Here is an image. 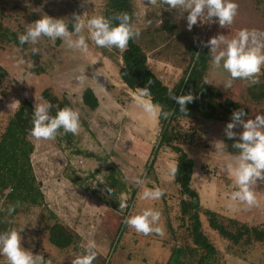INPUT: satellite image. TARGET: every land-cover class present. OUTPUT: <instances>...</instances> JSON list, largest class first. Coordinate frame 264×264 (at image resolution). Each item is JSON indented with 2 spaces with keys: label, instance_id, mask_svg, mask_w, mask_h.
Returning a JSON list of instances; mask_svg holds the SVG:
<instances>
[{
  "label": "rangeland",
  "instance_id": "obj_1",
  "mask_svg": "<svg viewBox=\"0 0 264 264\" xmlns=\"http://www.w3.org/2000/svg\"><path fill=\"white\" fill-rule=\"evenodd\" d=\"M107 0H0V23L10 32L22 34L26 27L42 15L64 18L72 24L73 13L87 18L105 16ZM237 14L231 25L220 27L204 22L186 30L187 12L167 9L161 0H133V26L139 28L135 40L148 55V66L169 88H174L189 66L193 45H202L210 37L223 34L232 38L242 28L264 31V0H236ZM172 26L166 28L165 26ZM86 34V32H85ZM7 40V39H4ZM89 43L86 55L65 48L60 39L55 42L41 38L37 44L25 43L22 48L0 41V65L9 73L0 88V132L24 100L45 102L41 94L51 90L60 99L66 98L71 108L78 110L80 129L76 135L58 134L53 140H37L32 163L37 179L42 183L45 206L22 211L15 218H8L5 231L23 228L21 243L33 254H40L48 264H71L89 239H94L97 252L92 264H194L195 259L185 254H174L183 247L185 229L179 228L180 194L169 168L176 165L177 155L169 147L157 154L153 166L150 155L161 138V126L136 106L131 91L120 79L118 70L122 64L123 50L104 49ZM37 47L40 52L31 53ZM222 47V45H221ZM208 55L206 80L216 87L224 99H231L247 107V118L264 113V68L258 75L256 86L246 80L236 79L231 87L224 88L227 73L214 69ZM14 57H23L24 64L17 65ZM84 69L83 83L76 77ZM91 87L99 99L97 110L88 109L83 103V93ZM246 118V119H247ZM228 121L179 119L173 123L179 136L178 145L194 161L192 186L198 191L204 208L220 212L228 217L252 224H264V181L257 183L255 195L258 207L240 206L230 201L235 190L234 178L225 172L223 164L230 155L238 154L232 147L234 139H228L223 127ZM242 129H233L239 132ZM216 141L225 143L226 152L215 150ZM114 172L126 191L112 199L104 188L110 187L108 176ZM140 178L143 185H137ZM101 181L104 183H101ZM159 187L165 199H141L145 187ZM135 198L127 207L117 211L114 205ZM0 194V209H3ZM232 203V207L227 205ZM160 211L159 226L162 235L138 234L122 223L129 215L146 208ZM50 212L76 232L81 240L77 249L61 250L49 241L52 226ZM2 211H0V214ZM204 230L221 252L220 264H264V246L244 255L232 249L225 239L211 230L202 216ZM91 234V235H90ZM0 264L7 258L0 256Z\"/></svg>",
  "mask_w": 264,
  "mask_h": 264
},
{
  "label": "clouds",
  "instance_id": "obj_2",
  "mask_svg": "<svg viewBox=\"0 0 264 264\" xmlns=\"http://www.w3.org/2000/svg\"><path fill=\"white\" fill-rule=\"evenodd\" d=\"M149 3H154V0H149ZM161 3L166 5L167 9H182L187 12L185 19L188 31H191L193 25L199 26L198 21L200 24L205 21L209 24L216 23L220 27L231 25L238 9L236 0H161ZM71 22V30H69L64 18L42 15L30 23L22 34H18V45L25 43L35 45L41 38H47L52 42L60 39L65 48L86 55L89 50V41L98 48L114 47L123 50L130 40L139 38L140 35L139 28L133 26L127 12L110 17L94 15L87 18L73 13ZM201 43L208 47L212 67L222 69L228 74L223 84L224 88L231 87L236 79L246 80L250 86L258 82L257 77L264 68V31L242 28L230 39H225L223 34H217ZM37 52H40L37 47L31 48V53ZM14 62L20 65L24 64L25 60L23 57H14ZM84 72L85 70L82 69L81 74L76 77L80 83H83L85 79ZM148 83L150 84L151 81ZM170 98L179 105L181 113L186 111L185 104L193 100L191 93L179 96L170 93ZM133 100L136 106L153 121H159L161 117L167 119L172 114L171 110H164L160 104L152 100L147 85L137 87ZM54 107L47 101L35 103L31 116L32 126L29 129V134L33 138L53 140L58 130L60 134L76 135L78 133L80 129L78 110L65 106L57 109L52 115L50 109ZM246 115L243 107L233 110L223 127L226 138H237L233 140L232 147L239 150L238 154L230 155V158L225 160L223 168L234 178L235 190L231 192L229 200L238 202L240 206L251 208L259 206L255 188L258 182L264 181V113L258 112L254 117L245 119ZM236 127L242 130L233 131ZM214 147L218 152H226V145L222 141H216ZM176 171V165H172L168 174L175 177ZM135 183L143 185L144 182L137 178ZM104 188L110 195L112 194L110 187L104 184ZM162 195L163 190L159 187H145L140 198L155 201ZM16 206L8 205L7 213L12 214ZM227 206L233 205L229 203ZM126 207V202L119 203L120 209ZM3 210L0 209V211ZM160 215V211L150 207L141 210L138 214L126 216L122 223L138 234L162 235V229L158 223ZM22 229L10 228L0 231V256L7 258V264H48L42 255L33 254L23 247ZM95 249V240L89 239L83 251L71 260V264H92L97 256Z\"/></svg>",
  "mask_w": 264,
  "mask_h": 264
},
{
  "label": "trees",
  "instance_id": "obj_3",
  "mask_svg": "<svg viewBox=\"0 0 264 264\" xmlns=\"http://www.w3.org/2000/svg\"><path fill=\"white\" fill-rule=\"evenodd\" d=\"M133 0H107L105 17L114 16L121 12H127L134 19ZM71 30V24H68ZM171 28L172 26H165ZM17 34L10 32L0 23V41H6L19 48ZM7 39V40H4ZM189 53L191 61L183 72L182 78L174 88H169L149 68L148 55L143 47L134 39L130 40L122 54V64L118 70L121 81L133 92L137 87L147 85L151 92L152 100L160 104L164 110H171L172 114L167 119L161 117V138L157 147H154L149 160V166H153L157 154L163 147H169L177 155L174 182L177 185L179 201V228L185 229L183 247L174 250V254L190 255L195 259L194 264H220L221 252L211 241L204 230L202 216L205 217L209 228L215 231L221 238L228 241L232 249H236L240 255L248 254L258 247L264 246V224L256 225L249 222L228 217L220 212L204 208L198 191L192 186L194 161L178 145L179 136L175 133L173 123L179 119L228 121L230 113L241 107L249 116V109L231 99H224L223 94L206 80L208 71L207 50L200 45H193ZM197 53L199 55H197ZM9 76L8 71L0 65V88L4 80ZM148 81H151L149 84ZM253 87L256 84L252 85ZM170 93L179 96L191 93L193 100L185 104L186 111L179 112V105L170 98ZM3 93H0V99ZM44 101L55 107L50 109V114L65 106L71 107L66 98H59L51 90H44L41 94ZM264 99L260 94L257 100ZM84 105L95 111L99 108V99L93 88L88 87L83 93ZM34 105L29 100H24L10 118L6 128L0 132V194L3 196V211L0 214V231H5V222L13 219L23 210H30L45 206V195L42 183L37 179L32 163L35 145L31 141L29 129L31 128V116ZM109 185L112 189V199L126 191V186L119 182L112 172L109 176ZM135 198V192L128 200L127 212ZM162 199H165L163 193ZM17 205L12 214H8V205ZM119 202L114 205L118 209ZM52 226L49 229V241L51 245L63 250L77 249L81 237L65 225L58 216L50 212Z\"/></svg>",
  "mask_w": 264,
  "mask_h": 264
},
{
  "label": "crops",
  "instance_id": "obj_4",
  "mask_svg": "<svg viewBox=\"0 0 264 264\" xmlns=\"http://www.w3.org/2000/svg\"><path fill=\"white\" fill-rule=\"evenodd\" d=\"M43 193H45V195H47V196H48V194H47L46 192H43Z\"/></svg>",
  "mask_w": 264,
  "mask_h": 264
}]
</instances>
